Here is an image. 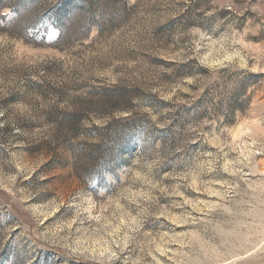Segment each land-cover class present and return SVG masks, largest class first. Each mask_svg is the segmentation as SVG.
Segmentation results:
<instances>
[{
  "label": "rangeland",
  "instance_id": "obj_1",
  "mask_svg": "<svg viewBox=\"0 0 264 264\" xmlns=\"http://www.w3.org/2000/svg\"><path fill=\"white\" fill-rule=\"evenodd\" d=\"M4 2L0 264H264V0Z\"/></svg>",
  "mask_w": 264,
  "mask_h": 264
},
{
  "label": "trees",
  "instance_id": "obj_2",
  "mask_svg": "<svg viewBox=\"0 0 264 264\" xmlns=\"http://www.w3.org/2000/svg\"><path fill=\"white\" fill-rule=\"evenodd\" d=\"M78 1V3H80L81 1H83V0H77ZM74 4V1L72 2V3H69L68 4V2H65L63 5H62V10H63V12H62V15L64 16V15H68L69 14V9L72 7V5ZM4 5H5V2H4V0H0V11L4 8ZM61 11H55V13H53V15L56 17V19H58L59 20V22H60V15H59V13H60ZM4 18V16H1L0 17V22H1V19H3ZM62 18V17H61ZM61 23V22H60Z\"/></svg>",
  "mask_w": 264,
  "mask_h": 264
}]
</instances>
